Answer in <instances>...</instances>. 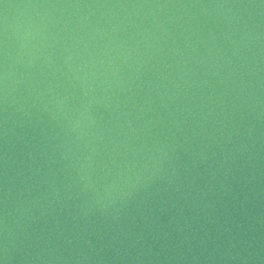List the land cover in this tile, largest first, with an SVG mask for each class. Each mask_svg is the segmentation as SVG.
Here are the masks:
<instances>
[{
    "label": "water",
    "instance_id": "95a60500",
    "mask_svg": "<svg viewBox=\"0 0 264 264\" xmlns=\"http://www.w3.org/2000/svg\"><path fill=\"white\" fill-rule=\"evenodd\" d=\"M0 264H264V0H0Z\"/></svg>",
    "mask_w": 264,
    "mask_h": 264
}]
</instances>
